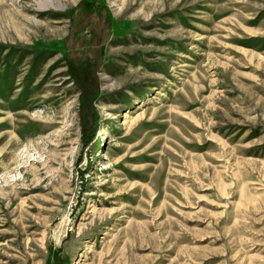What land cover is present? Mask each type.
<instances>
[{
  "label": "rangeland",
  "instance_id": "1",
  "mask_svg": "<svg viewBox=\"0 0 264 264\" xmlns=\"http://www.w3.org/2000/svg\"><path fill=\"white\" fill-rule=\"evenodd\" d=\"M0 264H264V0H0Z\"/></svg>",
  "mask_w": 264,
  "mask_h": 264
},
{
  "label": "bare ground",
  "instance_id": "2",
  "mask_svg": "<svg viewBox=\"0 0 264 264\" xmlns=\"http://www.w3.org/2000/svg\"><path fill=\"white\" fill-rule=\"evenodd\" d=\"M44 3L52 2L53 0H42ZM41 5V4H40ZM47 5V4H46Z\"/></svg>",
  "mask_w": 264,
  "mask_h": 264
}]
</instances>
